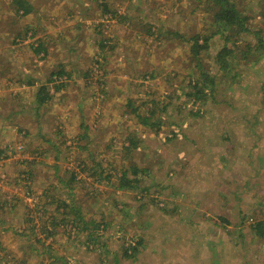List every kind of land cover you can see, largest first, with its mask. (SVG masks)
Here are the masks:
<instances>
[{"label":"rangeland","instance_id":"374dc122","mask_svg":"<svg viewBox=\"0 0 264 264\" xmlns=\"http://www.w3.org/2000/svg\"><path fill=\"white\" fill-rule=\"evenodd\" d=\"M105 1L31 0L21 15L0 0V264H155L174 234L202 239L180 241L190 254L222 246L223 264H264L251 229L264 219V0H234L245 29L198 53L190 38L212 30L207 0ZM38 40L46 52L30 45ZM224 46L226 69L215 59ZM201 67L216 88L195 105L187 92ZM149 109L157 125L143 123ZM132 165L149 173L117 188ZM70 200L106 225L68 218L46 238L30 210L50 201L57 222Z\"/></svg>","mask_w":264,"mask_h":264},{"label":"trees","instance_id":"16d2710c","mask_svg":"<svg viewBox=\"0 0 264 264\" xmlns=\"http://www.w3.org/2000/svg\"><path fill=\"white\" fill-rule=\"evenodd\" d=\"M14 2L18 5V8L16 9L21 10V15L26 14L30 11H32L34 9L33 7V3L31 2V0H14ZM106 3L105 0H100L99 5ZM207 6L206 9L209 8L208 11H211V17H212V30H210L209 34H202L200 35V33H197L196 35L192 36L190 39L192 40L191 42V47L192 49H194L195 53H198L200 51V49H203L206 47V43L208 42V40L216 35L222 34L223 32H225V30H228L230 28H238L240 30H244L245 26H244V18H242L240 11L238 9L237 4L235 3L234 0H207ZM106 5V4H105ZM149 26V23H148ZM231 29V30H232ZM31 31L30 35H33V30H29ZM170 31V30H169ZM171 32V31H170ZM177 33V32H174ZM229 32H227L226 34H228ZM257 34H259V32H256ZM199 39H201V42H199ZM259 40L260 43L259 45L262 46V48H264V40H262L259 36ZM33 49L36 52H46L47 48L43 46L42 42L38 40V43L36 45H33L32 43L30 44ZM101 46H106V43L103 41L100 42ZM260 47V46H259ZM232 49L230 47L226 48L225 46L216 54V60L220 62V65L222 68L226 69L228 65H230L229 61H227L224 57L226 55H229L232 53ZM45 56V54H42ZM41 56V57H44ZM245 58V57H244ZM198 62H201L200 60ZM63 64H57L58 69L57 70H53L51 71L52 74L57 75V78H61L63 76V72H65ZM84 71V75H92V73L87 74L88 72H90V70L86 69L83 70ZM203 78V81L200 83V79ZM200 83V84H199ZM66 81H61L58 82V84H55L56 86H62V85H66ZM209 86V94L210 91L213 89H215L216 87V82L214 80V77L210 76L209 73H207V71H204L202 69V67L199 70V78L194 80L192 82V87L194 92H187V94L193 96V104H198V100H201V95H203L204 97L206 92L205 88H207ZM40 88L38 89V99H39V103H42L43 101L47 100V98L49 97L48 95V90L46 91V85L42 84L39 86ZM39 92H43V95L41 96ZM128 105H130L131 108V112H135L138 109V106L133 104V101L131 100V98H129L127 100ZM199 105V104H198ZM164 108H166L164 106ZM194 114H196V112H198V109L193 110ZM148 114L144 117L143 123L144 124H150V122L148 121L150 118V115L153 114L154 109H149V111H146ZM158 122H153L152 124H150V126L153 125H157ZM26 133V132H25ZM88 134H86V132L84 131L82 133V135L79 136V138H83L85 136H87ZM131 141L132 144H134L135 138H133L131 136V139H129ZM130 145V144H129ZM25 148V144H21L20 148ZM85 147V146H84ZM128 147V145H127ZM33 162V160H31ZM98 164L99 167V163L100 162H96ZM101 166V165H100ZM89 170V169H88ZM100 171L98 172L100 174ZM91 173V172H90ZM93 173V172H92ZM121 174H119V176L117 177V183H116V187L119 189H126V188H133L135 186L136 183H138L142 177L144 176V174L149 173L148 168H141L139 166H134L132 165L131 170L127 172L126 169L122 170L120 172ZM27 179H32L31 175L28 171H26ZM76 172L75 171H71L70 174V178L73 179L76 176ZM94 175V174H92ZM28 194H32L31 189H27ZM27 202H25L26 204ZM50 203V201H45L42 202L39 206V208H37V212L36 214H32L34 213L33 209L30 210L31 212V216H30V220H32L34 217H42V225L41 227H43L42 229L45 231L46 233V238H50V236L54 233L55 228L61 223L64 224L65 222H68L70 218V224L71 226L75 227L77 226V224L80 223H84V224H90L92 223L96 228H103V224L106 225V221L103 222V220H101L100 222L96 223L93 222L94 220L90 219L89 222L84 219V214L82 213L79 205L74 204V202H72L71 200L69 202L65 201L63 202L61 205L63 206L64 210L61 213V217L59 218V221L55 222L53 221L55 219V216H53L52 218L48 217L47 213V205ZM27 205V204H26ZM39 205V203L37 204ZM30 209V208H29ZM62 211V210H61ZM44 218V220H43ZM57 218V217H56ZM251 229L254 231V234L257 235L258 237H262L264 238V219H259V220H255L253 223H251ZM37 240L40 241L41 238L38 237V235L36 236ZM140 242V240H136L134 244H127V246L125 247V252L126 249H131L135 250V246ZM1 244V243H0ZM49 247L51 246L50 243L47 244ZM1 252V251H0ZM132 252V253H133ZM7 255H9V252H6ZM5 254V256H6ZM2 257V256H1ZM6 261H8V259H6Z\"/></svg>","mask_w":264,"mask_h":264},{"label":"crops","instance_id":"0c3cea01","mask_svg":"<svg viewBox=\"0 0 264 264\" xmlns=\"http://www.w3.org/2000/svg\"><path fill=\"white\" fill-rule=\"evenodd\" d=\"M4 120H5L4 117H2V122H4ZM208 167H209L208 165H205L204 171ZM212 170H213L212 168H209L208 172L210 173ZM209 173H207V175ZM203 195L204 193L201 195V198L203 197ZM197 237L198 235L190 236V234H187L185 236H181L174 234V235H170L169 238H165V240H168L170 242V245L168 248H166V250L161 249V252L157 253L156 257H159V259L157 258L158 260L155 262V264H211V262L212 264H223L225 257L222 246L219 247V250H217V254L214 253V255L207 250H201L190 254L184 249L183 250L176 249L178 245H181L180 241L186 242L189 241V239L194 241L195 240L202 241L201 238L198 239ZM162 255L166 256L165 260L161 259ZM208 257L211 258V262L207 259Z\"/></svg>","mask_w":264,"mask_h":264}]
</instances>
